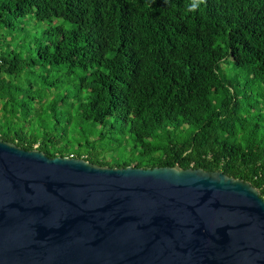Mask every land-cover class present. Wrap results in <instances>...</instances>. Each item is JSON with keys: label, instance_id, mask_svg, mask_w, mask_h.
I'll return each instance as SVG.
<instances>
[{"label": "trees", "instance_id": "trees-1", "mask_svg": "<svg viewBox=\"0 0 264 264\" xmlns=\"http://www.w3.org/2000/svg\"><path fill=\"white\" fill-rule=\"evenodd\" d=\"M0 135L264 198V0H0Z\"/></svg>", "mask_w": 264, "mask_h": 264}, {"label": "water", "instance_id": "water-1", "mask_svg": "<svg viewBox=\"0 0 264 264\" xmlns=\"http://www.w3.org/2000/svg\"><path fill=\"white\" fill-rule=\"evenodd\" d=\"M0 264H264V198L220 170L104 165L0 135Z\"/></svg>", "mask_w": 264, "mask_h": 264}, {"label": "clouds", "instance_id": "clouds-1", "mask_svg": "<svg viewBox=\"0 0 264 264\" xmlns=\"http://www.w3.org/2000/svg\"><path fill=\"white\" fill-rule=\"evenodd\" d=\"M33 148H36V147H33ZM61 156L75 157V156H73L71 153L68 154V155H61ZM80 158H82V157H80ZM83 159H85V158H83Z\"/></svg>", "mask_w": 264, "mask_h": 264}, {"label": "rangeland", "instance_id": "rangeland-1", "mask_svg": "<svg viewBox=\"0 0 264 264\" xmlns=\"http://www.w3.org/2000/svg\"><path fill=\"white\" fill-rule=\"evenodd\" d=\"M33 147H36V144H34V146Z\"/></svg>", "mask_w": 264, "mask_h": 264}]
</instances>
